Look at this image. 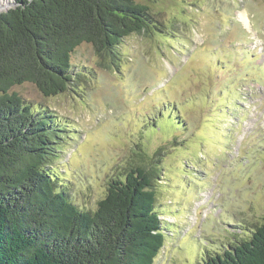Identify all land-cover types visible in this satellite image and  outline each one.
<instances>
[{
  "label": "rangeland",
  "instance_id": "1",
  "mask_svg": "<svg viewBox=\"0 0 264 264\" xmlns=\"http://www.w3.org/2000/svg\"><path fill=\"white\" fill-rule=\"evenodd\" d=\"M144 2L160 31L124 39L116 67L83 43L67 91L10 92L56 117L52 171L82 210L139 159L157 163L165 241L153 264H199L264 220V0Z\"/></svg>",
  "mask_w": 264,
  "mask_h": 264
},
{
  "label": "trees",
  "instance_id": "2",
  "mask_svg": "<svg viewBox=\"0 0 264 264\" xmlns=\"http://www.w3.org/2000/svg\"><path fill=\"white\" fill-rule=\"evenodd\" d=\"M13 1L0 11V264H153L165 241L162 168L139 159L109 181L94 211L82 210L52 171L63 141L56 117L10 92L24 83L44 97L67 91L78 78L70 56L83 43L116 67L124 39L160 31L149 0ZM250 231L199 264H264V220Z\"/></svg>",
  "mask_w": 264,
  "mask_h": 264
},
{
  "label": "bare ground",
  "instance_id": "3",
  "mask_svg": "<svg viewBox=\"0 0 264 264\" xmlns=\"http://www.w3.org/2000/svg\"><path fill=\"white\" fill-rule=\"evenodd\" d=\"M10 3V0H0L1 10L8 8L10 6Z\"/></svg>",
  "mask_w": 264,
  "mask_h": 264
},
{
  "label": "water",
  "instance_id": "4",
  "mask_svg": "<svg viewBox=\"0 0 264 264\" xmlns=\"http://www.w3.org/2000/svg\"><path fill=\"white\" fill-rule=\"evenodd\" d=\"M14 6H15V4H14V1H13V2L10 3V6H9L8 8L3 9V10L6 11V10H8V9H10L11 7H14ZM3 10H1V8H0V11H3Z\"/></svg>",
  "mask_w": 264,
  "mask_h": 264
}]
</instances>
